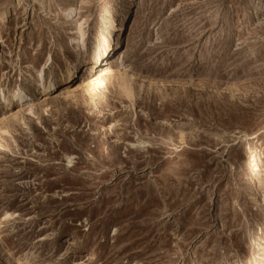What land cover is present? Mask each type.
Returning <instances> with one entry per match:
<instances>
[{"label": "rangeland", "instance_id": "obj_1", "mask_svg": "<svg viewBox=\"0 0 264 264\" xmlns=\"http://www.w3.org/2000/svg\"><path fill=\"white\" fill-rule=\"evenodd\" d=\"M121 62L131 97L105 79ZM18 87L34 114L0 106V264H264V0H0V92Z\"/></svg>", "mask_w": 264, "mask_h": 264}, {"label": "bare ground", "instance_id": "obj_2", "mask_svg": "<svg viewBox=\"0 0 264 264\" xmlns=\"http://www.w3.org/2000/svg\"><path fill=\"white\" fill-rule=\"evenodd\" d=\"M77 13H78L77 8L72 7V8L66 9L63 14L65 17L68 18V17L75 16ZM84 25H85V23L82 21L80 23L75 24L74 38L72 39L74 41V48H73L74 58L71 61L66 62V65L64 68V74H65L66 80L68 82H70L73 79L76 67H77V65H79L81 63V60L83 58V54L87 50V42H86L87 32L85 30ZM107 28H108L109 32H107L104 35L102 33L101 35L93 38V43H94V45H96V47L93 49V53H95L99 50L108 52V50L110 49L109 42L111 40H113L111 32L112 33L113 32L118 33L122 30L123 27H121V25H117L113 21H110V23H108ZM122 63L123 62H121L120 66L115 67L114 69L106 70L105 71V74H106L105 79H108L109 81H112V82L114 81V84L116 85V87L123 94H125L127 97H131L132 93H131V89H130L129 84H128V79L131 76L129 77L125 67L122 66ZM48 78L53 79L52 73H50ZM47 81L45 79V73L43 72V70L41 69V70L37 71V74H36V77H35L34 83H33L34 91H36V92L47 91L52 86V84L50 83V80L48 82ZM103 84H104V82H103ZM114 84H112V85H114ZM89 88H91V87L87 83H82V85L80 87V89H84V91H86V92L88 91L87 89H89ZM72 92H73V90H72ZM66 95L68 97H70V96H73L74 94L71 92L70 93L67 92ZM31 100H32V98H31L30 93L22 90L19 87L8 91L6 95H4L2 92H0V106H4V105L5 106H11V105H13V103H15L18 106L17 110L10 115L12 117V119L19 118L20 116H22L24 111L28 112L30 114H34V110H33L34 106H33L32 102L30 103ZM11 117L9 118V120L11 119ZM7 120L8 119L5 118V116H3L2 120L0 121V125L2 126V124H4V122L6 124ZM20 120H22V118ZM2 127H4V126H2ZM16 264H27V261H21L18 259Z\"/></svg>", "mask_w": 264, "mask_h": 264}]
</instances>
